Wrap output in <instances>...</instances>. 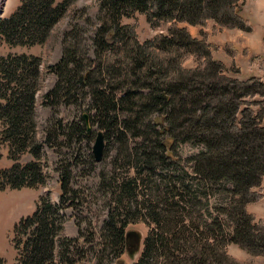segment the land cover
Masks as SVG:
<instances>
[{"label": "trees", "instance_id": "16d2710c", "mask_svg": "<svg viewBox=\"0 0 264 264\" xmlns=\"http://www.w3.org/2000/svg\"><path fill=\"white\" fill-rule=\"evenodd\" d=\"M77 1L21 0L0 17V45H44L48 56L61 45L55 63L24 51L0 56V144H9L13 161L0 168V191L45 186L44 147L64 137L85 141L97 126L106 144L100 185L114 207L96 264H127V227L139 221L153 227L134 264H264V218L247 210L264 175V76H229L202 31L210 24L250 32L240 13L246 0H100L97 23ZM137 12L157 30L143 41L136 24L123 23ZM82 13L96 26L93 50L82 25L62 27ZM48 74L56 81L42 91ZM83 104L82 123L55 118L61 106ZM182 145L197 151L185 156ZM25 152L34 159L21 163ZM89 163L97 168L92 153ZM74 168L60 174V203L42 195L14 225L15 264H63L74 255L77 239L64 221L65 209L80 205L66 196L77 197ZM233 243L248 261L228 253Z\"/></svg>", "mask_w": 264, "mask_h": 264}, {"label": "rangeland", "instance_id": "374dc122", "mask_svg": "<svg viewBox=\"0 0 264 264\" xmlns=\"http://www.w3.org/2000/svg\"><path fill=\"white\" fill-rule=\"evenodd\" d=\"M3 1V0H2ZM21 0H5L0 11V17L8 16L20 4ZM100 0H78L76 5L82 11L85 10L86 16L93 19L97 23V15L99 12ZM81 10L79 12H81ZM2 12V13H1ZM241 15L250 24L252 30L245 32L242 30L217 29L208 24L202 29L206 34V40L212 44L213 58L221 61L227 69V74L231 77L245 79L251 76H264V0H246L241 9ZM81 17V18H80ZM85 14H81L77 18L70 19V16L64 22L63 28L74 24L73 22L82 25L83 31L86 32V43L93 50V38L95 36L96 26L89 25L84 22ZM125 24H136L137 33L140 40H146L157 33L153 29L145 14L137 12L133 16L123 19ZM189 32L193 36H199V27L188 26ZM28 52L40 55L50 63H55L61 56V45L58 44L49 56L44 45H37L32 48L17 47L11 49L6 44L0 45V56L8 52ZM92 52V51H91ZM56 81L54 74H48L42 91L50 90ZM55 118H62L68 123H82L81 113L86 110L83 104L61 106ZM42 117L49 119L51 111L48 107L42 108ZM58 118V119H59ZM2 126L0 124V131ZM98 127L94 126L90 137L85 141H77L76 139L60 138L58 142L44 147L42 157L39 160L42 166V172L46 180V185L40 188H23V189H6L0 191V256L4 258L6 264H15L18 252L15 250L12 238L14 236V225L19 222L22 217L30 215L36 208L37 202L42 195L50 194L51 201L60 203V174L66 171V167L74 168V175L70 188L76 190V196L72 195L71 190L66 196L75 197L74 200L80 198L77 207L65 209V231L71 238H76V242L70 248L71 259L64 257L63 264H96L97 259L102 258L96 252L98 247L100 233L106 227L110 219V211L114 205L110 206V191L107 186L102 187L101 172L104 168L105 159L97 163L95 170L91 169L89 163L90 154H93V145L97 135ZM197 151V147L191 145H182L180 152L183 155H188ZM72 157L76 158V164H72ZM94 158V155H93ZM33 156L29 152H25L20 157L21 163H26L33 160ZM95 160V158H94ZM13 164L9 158V144H0V168H7ZM110 168V166H106ZM132 173V172H130ZM260 197L247 205V210L254 215L255 221L264 218V175L261 178V186L256 190ZM107 195V196H106ZM70 200H66V205ZM76 208V209H74ZM102 215L101 217H98ZM153 225L145 221L131 223L127 229H137L143 234L144 239L152 229ZM77 245V246H76ZM89 249L93 252L87 253ZM228 253L240 260L248 261L249 254L237 244H230L227 247ZM87 254V260H83ZM140 255H136L135 259L124 252L121 256L126 259L127 264L137 262ZM58 261V260H57ZM71 261V263H70ZM110 259L108 260V262ZM107 262V264H108ZM103 263L98 264H105ZM61 264V261L60 263Z\"/></svg>", "mask_w": 264, "mask_h": 264}, {"label": "water", "instance_id": "95a60500", "mask_svg": "<svg viewBox=\"0 0 264 264\" xmlns=\"http://www.w3.org/2000/svg\"><path fill=\"white\" fill-rule=\"evenodd\" d=\"M4 1L5 0H3L1 3L2 6L4 4ZM1 9L2 7L0 6V11ZM85 118L87 119V115L85 116ZM88 131H91V128H89ZM105 147L106 144L104 134L102 131H98L93 145V155L97 163L103 161L105 156ZM127 240V253L131 258H134L141 250L143 243V234L137 229H130L127 233Z\"/></svg>", "mask_w": 264, "mask_h": 264}, {"label": "bare ground", "instance_id": "6f19581e", "mask_svg": "<svg viewBox=\"0 0 264 264\" xmlns=\"http://www.w3.org/2000/svg\"><path fill=\"white\" fill-rule=\"evenodd\" d=\"M2 2V0H0V3Z\"/></svg>", "mask_w": 264, "mask_h": 264}]
</instances>
